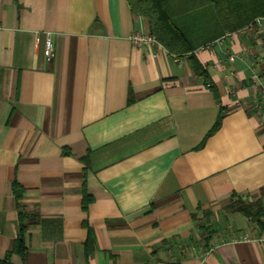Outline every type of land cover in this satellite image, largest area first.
Instances as JSON below:
<instances>
[{"label":"crops","instance_id":"1","mask_svg":"<svg viewBox=\"0 0 264 264\" xmlns=\"http://www.w3.org/2000/svg\"><path fill=\"white\" fill-rule=\"evenodd\" d=\"M262 19L195 52L212 90L131 43L128 0H0V259L264 264L257 219L226 211L261 200L264 223Z\"/></svg>","mask_w":264,"mask_h":264},{"label":"trees","instance_id":"2","mask_svg":"<svg viewBox=\"0 0 264 264\" xmlns=\"http://www.w3.org/2000/svg\"><path fill=\"white\" fill-rule=\"evenodd\" d=\"M128 4L135 16L148 21L150 34L171 56L188 57L194 75L212 90L215 89L209 72L195 52L226 32L244 29L264 18V0H128ZM223 117L224 110L211 133L219 129ZM226 211L257 219L258 227L264 230L261 200L247 203L235 198ZM203 216L207 220L211 217L207 212ZM200 230L211 237L207 223L203 222ZM0 264H8V258L0 259Z\"/></svg>","mask_w":264,"mask_h":264},{"label":"built area","instance_id":"3","mask_svg":"<svg viewBox=\"0 0 264 264\" xmlns=\"http://www.w3.org/2000/svg\"><path fill=\"white\" fill-rule=\"evenodd\" d=\"M262 21L263 19L259 18L255 23L260 24V22ZM252 29H253V24L247 27L245 32H247V30H252ZM130 41L136 48L139 49L145 46L147 47L160 46V44L150 33H143V32L134 33L133 35H131ZM45 48L46 49H44V57L46 62L53 61L55 58V48H54L52 34H46ZM230 241L234 243L242 242V241L250 242V237L246 235L242 237V239L232 238Z\"/></svg>","mask_w":264,"mask_h":264}]
</instances>
